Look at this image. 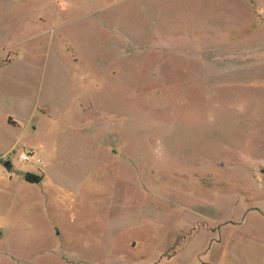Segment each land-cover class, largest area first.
<instances>
[{"label": "rangeland", "instance_id": "obj_1", "mask_svg": "<svg viewBox=\"0 0 264 264\" xmlns=\"http://www.w3.org/2000/svg\"><path fill=\"white\" fill-rule=\"evenodd\" d=\"M0 264H264V0H0Z\"/></svg>", "mask_w": 264, "mask_h": 264}, {"label": "built area", "instance_id": "obj_2", "mask_svg": "<svg viewBox=\"0 0 264 264\" xmlns=\"http://www.w3.org/2000/svg\"><path fill=\"white\" fill-rule=\"evenodd\" d=\"M19 159L24 163H40L41 159L32 149H26L19 154Z\"/></svg>", "mask_w": 264, "mask_h": 264}, {"label": "trees", "instance_id": "obj_3", "mask_svg": "<svg viewBox=\"0 0 264 264\" xmlns=\"http://www.w3.org/2000/svg\"><path fill=\"white\" fill-rule=\"evenodd\" d=\"M24 178L30 183H39L43 179V176L33 173H27Z\"/></svg>", "mask_w": 264, "mask_h": 264}, {"label": "water", "instance_id": "obj_4", "mask_svg": "<svg viewBox=\"0 0 264 264\" xmlns=\"http://www.w3.org/2000/svg\"><path fill=\"white\" fill-rule=\"evenodd\" d=\"M6 166H7L8 169H10L11 168V163L10 162H6Z\"/></svg>", "mask_w": 264, "mask_h": 264}, {"label": "crops", "instance_id": "obj_5", "mask_svg": "<svg viewBox=\"0 0 264 264\" xmlns=\"http://www.w3.org/2000/svg\"><path fill=\"white\" fill-rule=\"evenodd\" d=\"M11 62H12V61H10V62H7V63H8V64H11ZM7 63H6V64H7ZM14 120H16V119H14ZM11 166H12V165H11Z\"/></svg>", "mask_w": 264, "mask_h": 264}]
</instances>
